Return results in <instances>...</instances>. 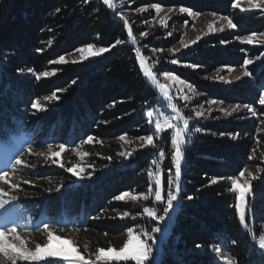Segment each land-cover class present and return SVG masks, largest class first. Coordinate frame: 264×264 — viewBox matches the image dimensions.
Returning <instances> with one entry per match:
<instances>
[{
    "label": "trees",
    "instance_id": "1",
    "mask_svg": "<svg viewBox=\"0 0 264 264\" xmlns=\"http://www.w3.org/2000/svg\"><path fill=\"white\" fill-rule=\"evenodd\" d=\"M232 3L233 0H122V7L130 12L159 5L231 18L237 25L234 30L203 39L193 48L172 57L179 63L161 67L158 73H172L188 81L204 94L202 101L247 105L258 116L245 120V114L235 115L226 120L189 124L186 143L182 146L184 159L179 197L174 202L175 213L167 226L169 233L160 241L161 253L155 259L158 264H221L215 254L216 248L235 264L263 263V256L252 247L249 226L253 224L256 235L264 229V175L260 182L253 183L255 195L249 201L254 219L247 217V229L239 223L236 194L229 191L230 180L210 183L215 177L238 175L245 168H264L261 161L253 158L257 141L264 142V135L258 132L260 117H264V106L259 105V96L264 93V45L239 43L240 38L252 33H264V16L240 12L231 7ZM151 18L136 17L132 21L136 39L146 32L143 23ZM117 39L124 43L111 48ZM175 42L160 41L153 48L167 49ZM87 45H93L96 50H111L81 64L50 63ZM136 50L137 44L129 39L124 22L103 0H0V141L14 133H28L33 150H36L61 143L66 148L73 147L88 136L110 145L107 142L122 135L139 139L152 134L144 112L156 108L159 94L143 76ZM257 57L261 60L248 66L252 74L229 87L206 80L222 68H238L245 59ZM29 69L36 73L53 69L57 72L37 80ZM53 92L59 100L46 101L44 98ZM36 100L48 110L33 109L31 105ZM196 128L202 131L196 132ZM161 150L165 152L162 160L159 157ZM152 151L151 155L134 161L131 166L112 171L113 168L101 176L97 174L89 187L78 184L66 189L63 196L47 200L48 208L55 211L63 206L72 212L74 207H81L82 212L87 213L94 209L89 207L94 200L95 207L108 204L110 211H127L128 206L114 203V197L140 189L144 173L153 160L159 161L162 195L166 200L169 181L174 180L175 173L169 139ZM36 156L25 155L26 160H35V168L24 166L20 169L26 179L35 184L46 176L61 185H73L64 168L50 161L39 163ZM20 188L47 193L35 185ZM188 196L193 199L189 200ZM31 199L35 205L39 201L36 197ZM157 205L154 208L159 215L165 205L163 202ZM146 222H125L105 215L92 218L86 229L99 236L115 237L134 226L146 228ZM43 236L40 238L44 239Z\"/></svg>",
    "mask_w": 264,
    "mask_h": 264
},
{
    "label": "rangeland",
    "instance_id": "2",
    "mask_svg": "<svg viewBox=\"0 0 264 264\" xmlns=\"http://www.w3.org/2000/svg\"><path fill=\"white\" fill-rule=\"evenodd\" d=\"M114 4V12L116 13V16L118 19H120V16L123 15L126 17V19L129 22V25L132 26V21L136 20V17H146L151 16L152 18L150 20H145L143 23V27L146 29V32L148 33L147 37L140 36L136 39L137 49L140 50L142 55L146 58V65L152 68V71L157 75V79L160 85L164 86V89L161 90V88L157 87L156 84H154L150 79L149 81L153 84V86L157 89L159 94V101L156 105V108L149 109L144 112L145 117L148 120L149 123V117L147 116L148 111H153L154 116L152 119V123H149V128L153 131L152 134L154 135L155 132V119L160 116L161 114L166 116H173L175 113L173 112L171 108V104H175L179 112L185 116L186 118H189V124H204L212 121H220V120H226L229 119L235 115H244L245 120H248L250 118H257L258 116H253L252 113L248 110L246 107L240 106L239 111L232 113L231 116H226L220 109H231L232 107H235L236 105H225L218 101L217 104H211V101H202V98L204 97V94L198 90H196L188 81L183 80L181 77L174 75L172 73H169L171 75H174L178 77V80H172L170 78H165V73L159 74L158 69L161 67H169L173 64L170 62L172 57L175 55H178L179 53L188 50L190 48H193L197 44H199L203 39L216 35V34H223L228 31H232L234 29H229L227 27L224 28L223 31H215L210 32L208 25L213 23V21H217V23L214 24L215 28H220L221 25H226V21H219L220 15H213L214 13L211 12H205L201 13L199 16H189L187 13H181L179 11L180 8H162V11L160 13H156L155 9L153 7H146L141 8L144 9V11L137 10L135 12H130L122 7V0H112ZM241 7L242 8H248L247 0H241ZM172 11H169V10ZM240 11V8H236ZM193 11V10H192ZM195 12V11H193ZM242 12V11H240ZM260 13V15L264 16V12H261L259 9H251L249 11H245L243 13ZM162 19H166L167 21V27L161 25L160 21ZM121 20V19H120ZM123 21V20H122ZM185 21H188L187 26L185 25ZM124 22V21H123ZM171 32L172 35L169 36L168 33ZM197 37H200V39L197 40ZM247 37V36H246ZM174 40L176 41L175 44L170 46L167 49L163 48H153L155 44H159L160 41L165 43L166 41ZM184 40L186 43L197 40L195 44H190L188 48H183L180 41ZM145 43V45H144ZM149 43V44H148ZM240 44H246L242 43L241 39L239 40ZM148 44L149 46H147ZM249 45H264V41H261L260 43H253ZM169 49H179V51L175 52L173 54L169 51ZM156 50V51H154ZM242 54H245L243 52ZM65 59L68 61V63L65 64H81L86 61H90L95 59L98 56L95 57H89V59L80 61V53L74 52L72 54L64 56ZM250 59V58H248ZM76 60L78 62L72 63L71 61ZM253 62H258L261 60L259 59H252ZM158 61V63H157ZM62 65V64H57ZM229 69H232V71H229ZM140 70L143 74V76L148 79L143 70L140 67ZM244 71L243 65L238 68H222L218 70L216 73L211 75L206 80L209 83L219 85L222 87H229L241 79L245 78V76H242V72ZM168 73V72H166ZM225 77L226 79L232 81L231 83H224L221 79H214L213 77ZM240 76L241 79L236 80L235 77ZM51 77V76H49ZM48 77V78H49ZM247 77V76H246ZM179 80L184 81L183 84L179 83ZM163 91H167L169 95L171 96V104L169 101L165 98ZM261 105V104H259ZM264 106V105H261ZM198 112H203V116L197 117ZM218 117V118H217ZM261 118V125L258 129V132L262 133L264 135V117ZM259 118V119H260ZM170 132L171 130H168L166 132L161 133V136L165 134L164 137H160L159 139L155 140V147L152 146H145L142 147L141 140L126 137L127 142L121 141L119 138L116 140H111L109 143L110 145L104 144L103 142H96L93 141L90 144H82L79 143L73 147H68L67 150L63 153H61L60 157L56 158L59 162L63 163L66 177L69 178V180H72V184L70 186H64L61 185L60 182H55L53 179L42 176L38 182L33 184V182L29 181L24 177V175L21 172V168H24L22 165H15V160L17 158H21L25 161V163H28V167L35 168V160L34 159H25V155L34 154L37 155V161L42 164L46 161H50L51 164L52 161L50 159H47V149H36L33 150V146L31 145V136L28 133H14L11 134L5 139L4 141H0V171L7 170L10 173L11 182L18 185V189H10L7 184L0 183V188H3L6 192L9 193L8 196L2 197L0 199H3L5 201L4 207L0 208V228L5 227H16L18 235L26 241V246L29 247L31 250H35V246L37 244H46L48 243L47 240V232L44 229V225H49V230L53 232L54 235L68 239L73 242L74 246L79 250V252L85 256L86 259L95 261V252L98 248H109L114 247L116 249H119L123 246V244L127 240V231L123 234L115 237H110L108 235H97L93 233L91 230L86 229L87 223L92 218H98V217H104L109 216L111 218H115L117 220L121 221H130L131 223L136 220H145L146 222V228L140 227V226H134L133 229L136 230V232L143 233L144 231H150L151 228L156 226V221L153 220H147L151 219L143 214V207H155L159 206L157 204H160L161 202L155 201L154 197H150L148 200H137V201H116L113 200L114 203H120L123 206H128L129 210L128 212L131 213V215L127 218L121 219L119 218V213H123L124 211H110L108 210V204L105 206H101L98 208L95 207L94 200L91 202L89 207L93 210H90L89 212L85 213L82 212L81 207H74L72 212H70V209L63 208V206H60V210L56 209L50 210V207L48 208L47 200L55 197H61L63 196L66 189H70L78 184H82L83 186H91L94 183V179L97 178V174H100L98 176H101L106 171H112L114 170H120L123 168H126L127 166H131V164L134 161H138L139 159L143 158L144 156L151 155L153 152V148H160V146L164 143V140L169 139L170 145ZM29 148L32 149V152L29 153ZM78 149L81 152H87L89 155L81 159L78 157L72 149ZM53 151H59V148L56 146H53ZM124 152L128 153L131 152L132 155L125 159L123 156L119 155V153ZM39 153H45V156L38 155ZM253 158L258 159L264 164V142L257 141L256 146L253 150ZM44 161V162H43ZM46 164V163H45ZM54 165H58L54 164ZM73 165H77V170L79 168H83L84 172L81 173V175L84 177L83 179H79L76 176H73L71 173H69L66 169L73 167ZM155 170V165H153L150 162V167ZM250 172H252L255 176L258 177V179L252 181V185L254 182H260L264 175V168L260 167H251L247 168ZM260 169V171H257ZM148 170V169H147ZM147 170L144 173V180H143V186L140 189H134L132 193H146L147 189L149 187V178L147 176ZM89 173L91 174V177L89 178ZM44 177V178H43ZM247 179H250V177L247 176ZM24 181H29V183H24ZM243 183V181H241ZM26 185L27 187H41L42 189L46 190L47 193H44L43 191H33L26 188H20L21 186ZM59 188V191L57 189ZM33 193H36L35 196H32ZM15 197V199H13ZM31 197H36V199H39L37 204L35 205L31 199ZM252 197V196H251ZM249 197V200L250 198ZM163 208L161 207V213L162 214ZM242 210H244L242 208ZM110 211V212H109ZM175 213L174 210L170 213V217L172 218ZM158 214V211H157ZM249 216L250 219H254V212L252 210V203L249 201V209L246 210V219ZM135 217V218H133ZM170 219H166L164 222L160 224V227L162 228L161 233L155 234L157 237V245L154 247L153 250V258L156 259L157 256L161 253V240L163 236L165 237L168 235L170 227L167 228ZM152 220V219H151ZM239 220V215H238ZM240 223V222H239ZM247 223V222H246ZM241 224V223H240ZM241 226L244 229L248 228L245 227V225ZM252 226H249V229L252 233V242L251 244L254 245L255 250L257 253L262 255V250L259 248V242L262 237H264V229L261 234L256 235L254 233V228ZM167 229V231H166ZM38 235V236H36ZM41 235H44V239L40 238ZM35 236V237H34ZM33 237V238H32ZM164 237V238H165ZM29 238V239H28ZM15 243H19V241H11ZM32 242V243H31ZM151 243V241H149ZM53 248H69V245L63 244L60 241L54 240L51 245ZM215 254L216 251H215ZM219 262L221 264H226V260L230 259L228 255L226 254H218ZM58 262L60 264H66V262H60L52 260L51 258L43 261H16V264H48V263H55ZM0 264H12V261L9 260L7 257H3L2 254H0ZM96 264H103V262H96ZM113 264H116V262H113ZM120 264H123V262H120ZM127 264H134L133 261H128ZM264 264V256H263V263Z\"/></svg>",
    "mask_w": 264,
    "mask_h": 264
},
{
    "label": "snow or ice",
    "instance_id": "3",
    "mask_svg": "<svg viewBox=\"0 0 264 264\" xmlns=\"http://www.w3.org/2000/svg\"><path fill=\"white\" fill-rule=\"evenodd\" d=\"M103 3L107 5L108 8L113 9L114 4L112 0H103ZM248 8H242L241 7V0H233V3L231 4V7L233 9L240 8V11L245 12L249 11L251 9H259L261 12H264V0H247ZM152 7L155 9L156 13H160L162 11L161 7L159 5H152ZM59 11V9H57ZM140 11H144V9H140ZM169 11H172L171 9ZM179 11L181 13H187L189 16H199L201 13L193 12L191 9L188 8H180ZM215 15V14H213ZM120 19L124 21V27L127 29L128 37L131 40L133 44H135L136 38L133 36V31L131 26L129 25L128 20L125 16L121 15ZM219 21H226V25H221L220 28H215L214 24L217 23V21H213V23L208 25L210 32L215 31H223L225 27L229 29H235L237 25L233 22V20L227 16H221L219 17ZM161 25L167 27V21L166 19H162L160 21ZM188 21H185V25L187 26ZM169 36L172 35L171 32L168 33ZM141 36L147 37L148 33L143 32L141 33ZM200 39V37H197V40ZM242 43L246 44H253V43H260L261 41H264V33L257 34L252 33L251 35H248L247 37L240 38ZM197 40L190 41L186 43L184 40H181L180 43L183 48H188L190 44H195ZM124 43L123 40L117 39L113 45H111V48L116 47L117 45H120ZM221 43H228V41H221ZM111 48H99L96 50L93 45H87L85 47H81L76 49L77 52L80 53V61H84L89 59V57H95L99 56L105 52H108L111 50ZM156 51V50H154ZM170 52L175 54V52L179 51V49H169ZM136 57L140 63V67L143 70L145 76L150 79L154 84L157 85V87L161 88V90L164 89L163 85H160L157 79V75L152 71V68L146 65V58L142 55L139 49L136 50ZM259 59V57H257ZM72 63H76L78 61L73 60ZM172 64H177L179 61L177 59H172L170 61ZM52 64H65L68 63V61L65 59L64 56H60L58 59L50 61ZM158 63V61H157ZM253 63L252 59H245L243 61V67L244 71L242 72V76H250L252 73L248 70V66ZM185 67L193 68L198 67V65H184ZM30 73H32L37 80L41 79L42 77L47 78L49 76H53L56 74L57 69H53L52 71H45L42 73H36L33 69L28 70ZM229 71H232V69H229ZM165 78H170L172 80H178V77L171 75L169 73H165ZM214 79H221L224 83H231L232 81L226 79L225 77H213ZM207 79V77H206ZM236 80L241 79L240 76L235 77ZM72 83H75V81H72ZM179 83L183 84L184 81L179 80ZM57 91L63 92L65 89H58ZM163 94L165 98L169 101L171 104V96L167 91H163ZM46 101H58L59 96L55 92H53L51 95L46 96L44 98ZM218 101L213 100L211 101V104H217ZM259 104L264 105V93H261L259 96ZM31 107L33 109L39 110V111H47L48 109L41 105L39 100H36L32 103ZM246 108L252 113L253 116L256 115V112L250 108L249 106L245 105ZM171 108L175 115L173 116H166L161 114L155 119V132L154 135H146L141 136L139 139L141 140L142 147L145 146H152L155 147V140L159 139L161 137V133L166 132L168 130H171L170 132V140H171V147L173 149L172 153V167L175 169L174 173V180L169 181V190L167 192V197L165 200V197L162 195L163 192V185H162V178H161V172L159 167V161L153 160L152 164L155 165V170L153 168H149L147 170V176L149 178V187L147 189L146 193H132V192H123L120 195H117L114 197L116 201H137V200H148L150 197H154L155 201L157 202H163L164 207L162 210V214L158 215L157 210L153 207H143V214L147 217L151 218L152 220L156 221V226L151 228L150 231H144L143 233L136 232L135 229L129 228L127 230V240L123 244L122 247L119 249H116L114 247H109L107 249L105 248H98L95 252V261L86 259L84 255H82L79 250L74 246L73 242L56 236L53 234L51 230H49V225L45 224L44 229L47 232V240L48 243L46 244H37L35 246V250L29 249V247L26 246V241L23 240L17 233L16 227H5L0 228V254H2L3 257H7L9 260L12 261V264H16V261H43L51 258L55 261L60 262H66V264H96V262H103V264H113V262H116V264H120V262H123V264H127L128 261H133L134 264H148L149 261H151V264H158V261H156L153 258V250L154 247L157 245V237L155 234L161 233L163 230L160 227V224L164 222L166 219H170V213L174 210L175 204L179 197L180 192V178H181V166L182 161L184 159V150L183 145L186 143V135L189 131V118H186L183 116L179 110L177 109L175 104H171ZM240 106L236 105L235 107H232L231 109H220L226 116H231L232 113L239 111ZM197 117L203 116V112H198ZM147 116L150 118L149 123H152V119L154 116L153 111H148ZM218 118V117H217ZM196 132H201V128H196ZM238 135V134H237ZM233 138H235V135H233ZM94 137L88 136L87 139L81 141L82 144H90L94 141ZM119 139L121 141L126 140V136H120ZM56 147L59 148V151H53V146L48 145L47 149V159H50L53 164L59 163L60 167H64L63 163L59 162L56 158L60 157L61 153L65 152L67 150L66 145L61 143L57 145ZM72 151L75 152V154L83 159L89 153L87 152H81L78 149L74 148ZM32 152V149L29 148V153ZM38 155L45 156V153H39ZM119 155L123 156L125 159L129 158L132 153H124L121 152ZM165 156V152L161 150L159 152V157L162 160ZM249 159H252L250 156ZM15 165H22L27 167L28 165L25 163V161L21 158H17L15 160ZM77 165H73V167L67 168L66 170L71 173L73 176H76L79 179H83L84 177L81 175V173L84 172L83 168H79L77 170ZM257 171H260L258 169ZM247 176L250 177V179L245 178ZM91 177V174L89 173V178ZM222 179H228L230 180V187L229 191L232 193H235V199L237 201L235 205L236 212L239 215V222L242 225H245L247 227L246 223V210L249 209V197L254 196L255 193L253 191V185L252 181L258 179L257 176H255L252 172H250L247 168L239 171L238 175H234L231 177H215L213 178L210 183L216 184L219 180ZM243 181V183H241ZM0 183L7 184L10 189H18V185L11 182L10 173L5 171H0ZM24 183H29V181H24ZM174 189V190H173ZM59 191V188L57 189ZM9 193L6 192L3 188H0V198L8 196ZM189 200L193 199L192 196L187 197ZM15 199V197H13ZM5 201L3 199H0V208L4 207ZM242 208L244 210H242ZM119 218L124 219L131 215L130 212L124 211L123 213H119ZM135 218V217H133ZM60 241L63 244L69 245V248H53L52 242ZM11 241H19V243L11 242ZM151 241V243H149ZM197 247H200V245H197ZM259 248L262 250V256H264V237L260 239L259 242ZM216 253L220 254L221 249L216 248ZM226 264H235L234 260L227 259Z\"/></svg>",
    "mask_w": 264,
    "mask_h": 264
}]
</instances>
